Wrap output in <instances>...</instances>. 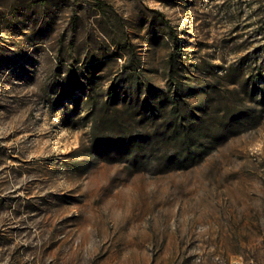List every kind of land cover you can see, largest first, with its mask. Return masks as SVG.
<instances>
[{
    "label": "rangeland",
    "instance_id": "1",
    "mask_svg": "<svg viewBox=\"0 0 264 264\" xmlns=\"http://www.w3.org/2000/svg\"><path fill=\"white\" fill-rule=\"evenodd\" d=\"M173 75L202 155L102 149ZM0 264H264V0H0Z\"/></svg>",
    "mask_w": 264,
    "mask_h": 264
},
{
    "label": "trees",
    "instance_id": "2",
    "mask_svg": "<svg viewBox=\"0 0 264 264\" xmlns=\"http://www.w3.org/2000/svg\"><path fill=\"white\" fill-rule=\"evenodd\" d=\"M171 60L177 61L174 53L171 55ZM171 79L175 83L171 91L158 93L153 97L148 95L140 103L142 113L149 116L148 124L144 125L145 127L141 131L135 132V130H130L117 139H113L112 137H97L99 146L102 149L126 146L133 153L135 159H138L141 154L146 153L148 150L163 152V146L174 145L177 148H186L187 151L182 153L179 150H175L174 155L168 158L167 161H159V163L170 164L171 166L175 164L179 168L192 165L196 161V157L198 155L201 156L205 151H203L202 145H198L196 151H193L195 142L192 139V134L196 130L195 120L194 117H191L189 123H186L185 119L188 117L182 113V104L188 102L187 96H191L193 92L191 91V87L190 89H186L179 79H174V75ZM137 86L136 90L138 94L135 98L137 101H134L133 95H127L126 89L122 88L118 83H113L107 93L108 102L110 101L117 106L121 104L127 105L130 108H137L139 106L138 100L141 94L139 93L141 91L139 87L141 85ZM167 108H169V111H167L169 112V116H166L165 113ZM225 137H227V131L216 135L214 139L215 141H219Z\"/></svg>",
    "mask_w": 264,
    "mask_h": 264
}]
</instances>
